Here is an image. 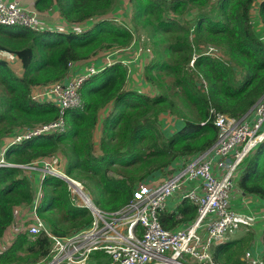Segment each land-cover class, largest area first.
Returning a JSON list of instances; mask_svg holds the SVG:
<instances>
[{"label": "trees", "instance_id": "16d2710c", "mask_svg": "<svg viewBox=\"0 0 264 264\" xmlns=\"http://www.w3.org/2000/svg\"><path fill=\"white\" fill-rule=\"evenodd\" d=\"M120 1L35 0L38 11L56 8L69 23L99 17L95 28L81 33L0 24V50L15 54L23 68L18 75L9 60L0 59V139L60 114L54 102L31 100L33 86L65 80L72 63L104 49L127 47L145 35L142 41L151 56L142 72L154 94L124 89L128 65L113 62L82 83L81 104L63 111V132L23 139L4 154L11 163L25 164L61 153L65 172L87 191L89 182L95 184L101 198L92 202L107 212L125 205L138 182L172 172L169 166L175 161L210 148L217 137L216 113L240 118L264 95V0H129V21L118 23L107 14ZM210 44L221 53L209 52ZM42 46V57L34 62L35 50ZM109 106L101 119V110ZM166 113L182 120V126L162 129L160 115ZM242 169L241 190L264 201V141ZM32 174L0 167V238L14 219V207L32 202ZM40 186L37 214L52 234L64 236L89 226L90 211L72 201L63 179L48 175ZM181 203L180 215L193 219L195 205L188 199ZM176 216L162 210L159 220L171 228L181 220ZM244 231L212 247L215 264H246L242 257L256 233L252 227ZM261 239L264 244V229ZM50 246L45 234L24 232L0 253V264L35 263L48 256ZM92 255L107 259L105 264L111 260L102 251Z\"/></svg>", "mask_w": 264, "mask_h": 264}, {"label": "built area", "instance_id": "2783aa9c", "mask_svg": "<svg viewBox=\"0 0 264 264\" xmlns=\"http://www.w3.org/2000/svg\"><path fill=\"white\" fill-rule=\"evenodd\" d=\"M0 24H18L32 30L41 28L37 13L24 9L17 0H0ZM209 52L218 54L213 46H209ZM97 72L96 67L89 65L79 75H67V81L34 87L32 99L56 103L60 114L52 121L21 130L12 142L40 133L63 132V111L81 104L79 89ZM249 110L240 118L216 113L213 124L217 128V137L210 148L175 161L169 166L172 172L138 182L132 198L113 212L101 210L92 202L81 182L65 172L66 161L58 155L15 164L6 162L3 158L5 149H2L0 167H20L27 173L38 171L40 183L48 175L60 177L67 183L72 201L79 199L81 203L76 205L86 207L92 215L87 227L64 236L52 234L37 214L42 195L39 185L32 202L26 205L25 217H21L19 206L13 209L14 220L8 228L7 240L11 241L16 234L27 230L30 234L45 232L51 238L49 254L31 264H88L95 251L108 254L111 258L108 264H215L212 247L225 243L239 230L250 229L258 217L256 213L242 212L232 204L233 193L240 191L236 183L240 168L264 141V95L251 108V122L247 118ZM212 152L218 157L215 168ZM175 194L181 200L192 202L196 213L189 224L170 230L161 224L159 215L167 199ZM242 259L246 264H264L263 258L250 249L244 252Z\"/></svg>", "mask_w": 264, "mask_h": 264}, {"label": "crops", "instance_id": "0c3cea01", "mask_svg": "<svg viewBox=\"0 0 264 264\" xmlns=\"http://www.w3.org/2000/svg\"><path fill=\"white\" fill-rule=\"evenodd\" d=\"M4 1L5 2H11L14 0H4ZM17 1L19 2V4L24 9L36 12L38 17H39V20L47 28L49 27V28H55L56 30H69V31H75L77 28L78 24L65 22L63 20V18L60 16V13L57 11L56 8H50V9L45 10V11H38L34 5L35 0H17ZM128 1L127 0L120 1V6L114 12H112L113 17L124 18V17L120 16V15H123V16H125L124 20L129 19L130 12H129V7H128ZM98 19L99 18H93V19H90V20H87L85 22L80 23L81 29H89L93 24H95L98 21ZM133 50H134V46L130 47V49L125 51V52L119 53L118 55H116V57L120 58V59H125V58L126 59H132L133 58V53H132ZM11 54L12 53H8L6 51L0 50V59L9 60L11 58L10 57ZM114 58H115L114 54L107 52L105 49L101 50L96 55L91 56L88 59L74 62L72 64V68H71V71H70L68 77L76 76V75L83 73L89 65H93L94 67H96L97 70H102L104 67L111 64V61ZM9 61L11 62V60H9ZM130 63L133 64L134 67L137 66V62L134 61V59H132L130 61ZM11 67L13 68V70L18 75L22 74L23 68H22L21 61L17 60L14 62V60H13L11 62ZM133 78L135 80L138 79L137 76L135 75L134 70L130 74V77L128 80L133 79ZM137 84H140L139 79L137 81ZM107 108L101 110V112H100L101 119L104 117V114H105ZM249 111L250 112L248 113L247 118L250 119V122H251L253 120V111L251 109ZM164 116H166V115H164ZM175 119L176 120L173 122V124L169 125L168 127H166V120L167 119H163L162 120L163 126L165 128H167L168 130H173L175 127L176 128L181 127L183 124V121L180 119H177V118H175ZM95 132L97 135L100 134V126L96 127ZM11 137H12V135H7L4 137H1V139H0V152H1L2 148L6 145V143L11 139ZM96 140H98V139H96ZM96 149L99 152L98 145H96ZM211 155H212V158L214 161L213 167L215 168V165H217V162H218V157L213 152L211 153ZM240 169L242 172V170H243L242 167ZM241 172H240V175H241ZM34 175H35V179L37 181L39 179V172L38 171L34 172ZM238 180L236 183H237V187L239 188L240 191L233 193L234 195L232 198V204L235 207H237L238 209H240L242 212L256 213V215L258 216L257 221L254 224V226H256V229H254L255 233H256V238H255L254 242L252 243L250 250H252L253 253H255V255H259L263 258L264 257V244H263L262 239H261V234H262V231L264 229V201H261L257 196L244 193L241 190V188L239 187ZM182 201L183 200H181L179 198L178 194H175L172 197H170L169 199H167L166 205H165L163 210H165L167 212H175L178 215V216H176L177 217L176 219H181L178 223L174 224L171 228H167V229L174 230V229H178L180 227H184L185 225L189 224L193 220V219L184 220L182 215H180L179 207L181 206ZM19 210H20L21 217H25V215L27 214V211H28V207L26 205H22V206H20ZM235 234L231 235L229 237V240L237 237V236H235ZM7 236H8V231H6L4 233V235H2V237L0 238V247L6 245ZM7 247H9V246H7ZM106 262H107V259L105 260V258L96 257L95 255H92V254L90 255L89 260H88V264H105Z\"/></svg>", "mask_w": 264, "mask_h": 264}, {"label": "rangeland", "instance_id": "374dc122", "mask_svg": "<svg viewBox=\"0 0 264 264\" xmlns=\"http://www.w3.org/2000/svg\"><path fill=\"white\" fill-rule=\"evenodd\" d=\"M122 1V0H121ZM128 1V0H127ZM128 6H129V1H128ZM129 12H130V10H129ZM107 16H109V17H113V15L110 13V14H107ZM121 17H124L125 18V16H123V15H120ZM97 18H99V17H97ZM114 18V17H113ZM124 18H119L120 20H122V19H124ZM129 21V19H127V20H125V22H128ZM41 22V21H40ZM42 23V22H41ZM43 24V23H42ZM96 24V23H95ZM95 24H93L89 29H93V28H95ZM143 38H145V35H141V45H142V47H135L134 48V50H133V58L132 59H134V61H136L137 62V66L136 67H134V65H130V67L129 68H131L132 69V71L134 70V72H135V75L137 76V78L139 79V81H140V84H137V81H138V79L137 80H135L134 78L133 79H130V80H128L127 81V83H126V85H125V87H124V89H126V90H128V89H131V90H136V91H138V92H141V93H145V94H154L155 93V88L153 87V86H151L149 83H147L146 81H145V79H144V76H143V72H142V68H143V63H147V61L149 60V58H150V56H151V51H149L148 52V50L147 49H145L146 48V44H144L143 42H142V39ZM146 42H148V40L146 41ZM43 48H44V46H42V47H39V48H37L36 50H35V58H34V62H38L39 61V59H41V57H42V52H43ZM139 48H141V50H139ZM125 52V51H124ZM145 55V56H144ZM125 60H127L126 58H125ZM111 106H109L107 109H106V112H105V114H104V116L105 115H107L108 113H109V111L111 110ZM164 115H166V116H164ZM161 114L160 115V122H162V129H165L167 132H169L170 130H168L167 128H165L164 126H163V119H167L166 120V127H168L169 125H172L173 124V122L176 120L174 117H172L171 115H168L167 113L166 114ZM94 137L96 138V139H99V137H100V134L99 135H97L96 134V132L94 131ZM95 139V146L96 145H98V140H96ZM59 156V157H61L62 159H63V161L65 162V157L61 154V153H56L54 156ZM32 176H33V178H31V180H32V184H34V187H38L39 185H40V181L39 180H37L36 181V179H35V175L34 174H32ZM94 186H95V184L93 185V183H88V187H90L91 189H90V191L88 190H85V188H83V190L89 195V197H91V200L94 202V198H96V197H100L101 198V194L99 193V191H97L95 188H94ZM84 187V186H83ZM93 189V190H92ZM40 190H41V194H43L42 193V189H41V186H40ZM37 192H38V190H37ZM33 193L35 194V192L33 191ZM41 198H43L42 197V195H41ZM40 202V201H39ZM74 202H75V204H80L81 203V201L79 200V199H77V198H75V200H74ZM163 209H161V211H162ZM252 228H254V229H256V226H253ZM245 233V231L244 230H239V231H237V233L235 234V236H240L241 234H244Z\"/></svg>", "mask_w": 264, "mask_h": 264}, {"label": "clouds", "instance_id": "9594fccd", "mask_svg": "<svg viewBox=\"0 0 264 264\" xmlns=\"http://www.w3.org/2000/svg\"><path fill=\"white\" fill-rule=\"evenodd\" d=\"M112 14V13H111ZM105 15H103V17H104ZM115 18V21L116 22H118V23H120V21H125L124 19H122V20H120L119 18H117V17H114ZM65 21V20H64ZM66 22V21H65ZM67 23H69V22H67ZM73 24H78L77 25V28H76V30L75 31H69V30H56L55 28H47V27H45L44 26V24H40L41 25V28H39V29H37V30H53V31H62L63 33H68V32H76V33H81V32H83V31H85V30H87V29H81V25H80V23L78 22V23H73ZM4 25V24H3ZM26 28H28V27H26ZM30 29V28H29ZM32 30V29H31ZM37 30H34V31H37ZM147 41V40H146ZM143 42V41H142ZM132 46H134V48L135 47H142V45H141V40H139V39H137V38H135L133 41H132V43L129 45V46H127V47H120V48H110V49H107L106 51L107 52H109V53H112V54H114L115 55V58L111 61V64L113 63V62H118V61H120L121 63H123V64H126V65H128V69H129V75H128V79H129V77H130V74L132 73V69L131 68H129L130 67V65H133V64H131L130 63V61L132 60V59H127V60H125V59H120V58H117L116 57V55H118L119 53H122V52H124V51H127V50H129L130 49V47H132ZM209 46H213V45H208L207 46V48H208V51H209ZM203 47V46H202ZM213 47H215V46H213ZM216 49H217V53L218 54H216V55H219L221 52L218 50V48L217 47H215ZM116 49H120V50H118V51H116ZM145 49H147L148 51H150L147 47L145 48ZM139 50H141V48H139ZM116 51V52H115ZM12 56H14V58L13 59H9V60H11V62L14 60V62L15 61H17V60H19L18 58H17V56L15 55V54H11ZM194 58H195V56H194ZM20 61V60H19ZM111 64H109V65H111ZM108 66V65H107ZM105 68V67H104ZM99 71H101V70H98V72ZM97 72V73H98ZM96 74V73H95ZM94 75V74H93ZM92 76V75H91ZM90 76V77H91ZM37 86H41V85H37ZM34 87H36V86H33L32 88H31V91H32V89L34 88ZM31 91H30V98H31V100H33V101H36V100H34V99H32V97H31ZM43 102V101H42ZM251 109V108H250ZM47 123V122H46ZM41 124H43V123H41ZM38 125H40V124H37V125H35L34 127H36V126H38ZM33 127V128H34ZM29 129H31V128H29ZM18 132H20V131H17V132H15L14 134H11L12 135V137H11V139L6 143V145L2 148V149H5V152H6V150L10 147V146H12V145H14V144H19V143H21L23 140H21L20 142H16V143H13L12 142V139L14 138V136H16V134L18 133ZM51 133H61V132H51ZM40 134H44V133H40ZM40 134H38V135H40ZM33 136H35V135H33ZM32 137V136H31ZM28 139V138H27ZM98 142H99V139H98ZM1 152H2V150H1ZM1 152H0V156H1ZM5 152L3 153V158L5 159V156H4V154H5ZM6 160V159H5ZM6 162H9V161H7L6 160ZM11 163V162H10ZM3 167H14V166H3ZM72 177V176H71ZM60 178V177H59ZM75 179V178H74ZM76 180H78V179H76ZM79 182H81L80 180H78ZM41 184V183H40ZM81 184L83 185V183L81 182ZM33 185V191L35 192L36 191V187H34V184H32ZM84 186V185H83ZM34 194V193H33ZM41 200H42V198H40V202H41ZM39 202V203H40ZM22 206V205H21ZM38 206H39V204H38ZM16 207H18V206H16ZM20 207V206H19ZM15 208V207H14ZM13 216H14V214H13ZM23 218V217H22ZM14 220V219H13ZM13 222V221H12ZM45 222V221H44ZM45 224H46V222H45ZM11 225V224H10ZM10 225H9V229H10ZM47 227V226H46ZM6 229L5 230V232L6 231H8L9 229ZM47 229H48V227H47ZM49 230V229H48ZM26 232H28V230L26 231ZM49 232H50V230H49ZM29 233V232H28ZM41 233H43V234H45L47 237H49L45 232H40V233H38V234H41ZM19 234H22V233H19ZM19 234H16L15 236H14V238L11 240V241H8V240H6V245L5 246H2V247H0V253L3 251V250H5L6 248H8L7 246H10L11 245V243L14 241V239H15V237L17 236V235H19ZM30 234V233H29ZM4 235V234H3ZM50 238V237H49ZM50 240H51V238H50ZM39 261V260H38ZM37 262V261H36Z\"/></svg>", "mask_w": 264, "mask_h": 264}]
</instances>
